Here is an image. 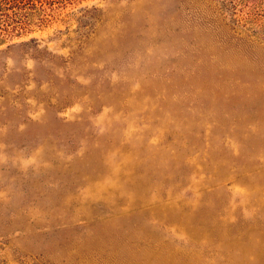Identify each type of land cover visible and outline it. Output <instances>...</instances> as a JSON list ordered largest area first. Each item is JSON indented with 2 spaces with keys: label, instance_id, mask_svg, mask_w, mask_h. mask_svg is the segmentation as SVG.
Returning a JSON list of instances; mask_svg holds the SVG:
<instances>
[{
  "label": "rangeland",
  "instance_id": "obj_1",
  "mask_svg": "<svg viewBox=\"0 0 264 264\" xmlns=\"http://www.w3.org/2000/svg\"><path fill=\"white\" fill-rule=\"evenodd\" d=\"M21 18L0 44V264H264V0Z\"/></svg>",
  "mask_w": 264,
  "mask_h": 264
},
{
  "label": "trees",
  "instance_id": "obj_2",
  "mask_svg": "<svg viewBox=\"0 0 264 264\" xmlns=\"http://www.w3.org/2000/svg\"><path fill=\"white\" fill-rule=\"evenodd\" d=\"M25 2L26 0H0V44L10 35L27 31L28 22L21 18Z\"/></svg>",
  "mask_w": 264,
  "mask_h": 264
}]
</instances>
